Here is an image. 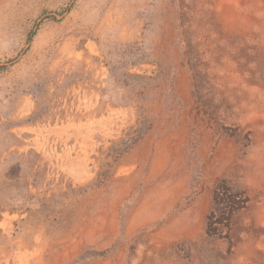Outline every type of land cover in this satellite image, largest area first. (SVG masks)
I'll return each instance as SVG.
<instances>
[{
	"label": "rangeland",
	"instance_id": "1",
	"mask_svg": "<svg viewBox=\"0 0 264 264\" xmlns=\"http://www.w3.org/2000/svg\"><path fill=\"white\" fill-rule=\"evenodd\" d=\"M0 264H264V0H0Z\"/></svg>",
	"mask_w": 264,
	"mask_h": 264
}]
</instances>
